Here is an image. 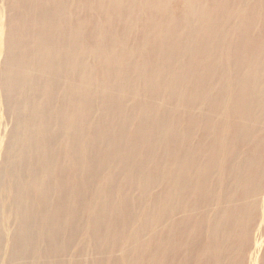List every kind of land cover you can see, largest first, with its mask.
<instances>
[{
  "label": "bare ground",
  "instance_id": "1",
  "mask_svg": "<svg viewBox=\"0 0 264 264\" xmlns=\"http://www.w3.org/2000/svg\"><path fill=\"white\" fill-rule=\"evenodd\" d=\"M1 264H264V0H0Z\"/></svg>",
  "mask_w": 264,
  "mask_h": 264
},
{
  "label": "rangeland",
  "instance_id": "2",
  "mask_svg": "<svg viewBox=\"0 0 264 264\" xmlns=\"http://www.w3.org/2000/svg\"><path fill=\"white\" fill-rule=\"evenodd\" d=\"M3 261V254H2V257H0V264L2 263Z\"/></svg>",
  "mask_w": 264,
  "mask_h": 264
}]
</instances>
